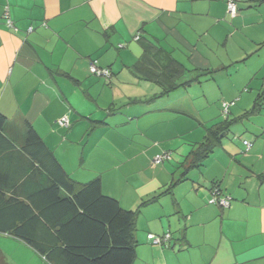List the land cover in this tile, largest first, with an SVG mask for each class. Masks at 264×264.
<instances>
[{"label":"crops","instance_id":"1","mask_svg":"<svg viewBox=\"0 0 264 264\" xmlns=\"http://www.w3.org/2000/svg\"><path fill=\"white\" fill-rule=\"evenodd\" d=\"M247 5L239 0L231 17L225 0H0V113L9 119L0 135V264H52L10 232L24 222L19 201L33 206L31 197H39L36 212L51 204L42 191L50 173L24 149L25 119L73 179L100 177L104 194L138 210L133 264H264V146L245 152L239 165L234 148L224 156L215 148L200 166L195 156L223 120L216 110L224 113L223 102L237 91L222 94V104L213 100L212 119L185 122L179 114L189 109L170 97L176 89L159 95L160 82L134 70L145 50L157 54L161 69L172 55L187 69L181 79L187 66L229 74L234 63L258 56L248 67L252 86L264 79V8ZM6 10L17 30L7 25ZM93 60L109 78L91 72ZM234 104L230 113L238 118ZM110 106L120 111L106 113ZM62 116L69 126L57 123ZM166 152L171 157L155 165ZM214 182L232 197L228 207L208 202ZM140 219L148 234L169 231L172 239L151 244ZM30 225L41 242L53 239L43 220Z\"/></svg>","mask_w":264,"mask_h":264},{"label":"trees","instance_id":"2","mask_svg":"<svg viewBox=\"0 0 264 264\" xmlns=\"http://www.w3.org/2000/svg\"><path fill=\"white\" fill-rule=\"evenodd\" d=\"M140 40L143 41V39ZM168 57L170 58L169 64L161 69L154 64L155 61L159 60L157 54L154 55V53L145 50L142 57L134 65L135 73L140 78L160 82L162 92L159 95H167L181 86L186 87L193 82H201L200 76L210 75L214 72L205 70L189 80H183L181 78L187 69L172 55L169 54ZM263 99L264 89L257 95L253 107L245 115L257 112ZM229 112L230 107L225 115H228ZM242 117L239 116L238 118ZM234 121L236 119H230L227 116L208 129L206 139L199 145L198 152L195 151L198 166L201 165V161L205 157L218 147L224 134H227ZM8 122L7 116L0 113V135ZM25 122L27 141L24 149L38 162L40 167L50 173L52 184L42 191L45 194L46 192L50 194L48 196L51 204L49 205V212L46 210L36 212L33 206L38 207L36 202L39 197H31L33 206L19 201L21 205L19 208L22 212L20 215L24 222L21 225L16 224L10 232L33 246L52 264H133L137 254L135 230L138 210L125 209L116 198L104 194L100 177L85 183L73 179L63 168L53 151L46 146L30 122L26 119ZM244 141V152H248L252 149L253 143L248 140L251 147L247 149ZM260 178L264 179V174ZM213 184L211 192L216 189L222 194L218 182ZM63 190L67 193L66 196L61 195ZM48 196L46 195V197ZM210 199L209 203H211ZM211 204L228 207L221 205L218 201ZM52 210L55 211V216L52 215ZM41 220L53 230L52 232L49 228L53 239H48L51 241H47V243L41 242L35 237L36 235L32 236L28 232L30 223Z\"/></svg>","mask_w":264,"mask_h":264},{"label":"rangeland","instance_id":"3","mask_svg":"<svg viewBox=\"0 0 264 264\" xmlns=\"http://www.w3.org/2000/svg\"><path fill=\"white\" fill-rule=\"evenodd\" d=\"M246 2L248 4L247 6H244V9L246 10H252L253 12H255V10L260 8L261 6L262 8H264V3H262L261 0H246ZM253 16L252 19L256 20ZM259 62L260 60L257 56L254 57V59H252L251 61H247V63H234L229 67V74H227V71L224 70L215 71L210 75L204 74L200 76V83L193 82L190 87H179L176 89L179 91L176 92L175 90V93L174 91L170 93V97L176 96L177 99L175 100L183 107L189 109V113L185 114L186 112H181L179 116H182V119L185 122H189L193 119L192 121L198 124L199 120L202 121V119H212L217 115L216 112H214L212 109L213 107L218 105V102L222 104V102L226 100L224 97H222V94L229 95L237 91V95L232 97V99H228L227 101L231 102V100H235V104H237L238 106L237 108H235L237 112H235V110L234 112L237 113V115L243 114L241 115L243 117L235 118L236 115L232 113V109L231 113L229 112L228 115H224V113L222 112V108L221 110H216L220 112L219 117H221L222 119H225L228 116L230 119H236V121H234L228 129L226 136H224L223 138L222 144L218 145V148L215 150L216 156L228 155L226 151V149L228 148H234L235 150H237L236 153L238 160L237 162H235L236 165H239L238 161H244L245 156H247L245 155L243 144V141L245 139L252 141L254 146L253 150L260 148V146H264V134H262L264 131V104L262 108L263 111L261 113L257 115L256 113H249L248 115H245L246 109L252 107L253 101L257 97L258 93L262 89H264V79H259V76L258 79H255V81H253L252 86L249 85V83L254 79L256 75H252V72L248 70V67L249 65H257L259 64ZM187 67L189 71H187V73L183 77V79L185 80L187 78L190 79L193 76H196L197 74L203 73L205 71L204 69L194 70L195 68H192L190 66ZM246 73L247 83L244 84L242 82V79L246 76ZM254 74H256V71L254 72ZM212 76L213 79L209 78ZM208 98H210L211 101H209ZM214 99L219 100H215L218 101L215 102L213 101ZM124 109L126 110L125 107ZM117 111H120V109L110 106L109 109L105 112L117 113ZM194 112L199 113L196 118H193V116L191 115ZM116 116L119 115L116 114ZM252 152L253 151H251L249 154H253ZM139 227L142 229L141 234L146 233V235L148 236L147 224L143 219H140ZM139 231L140 230L137 229V235ZM150 243L152 244L151 241Z\"/></svg>","mask_w":264,"mask_h":264},{"label":"built area","instance_id":"4","mask_svg":"<svg viewBox=\"0 0 264 264\" xmlns=\"http://www.w3.org/2000/svg\"><path fill=\"white\" fill-rule=\"evenodd\" d=\"M226 2H227V10H228L229 15L231 17H235L239 11L238 10V0H226ZM4 17L6 18L7 25L10 27H14V29L17 30L16 26L14 25L12 19L9 16L8 10H6ZM32 29L33 28L31 27L29 30H32ZM138 38H139V36H136V39H138ZM90 69H91V72H93L94 74L105 76L106 78H109L111 75L110 70L108 68L100 67L98 65L97 60H94L91 63ZM233 104H234V102H227V101L223 102L224 114H226L228 112L229 107ZM57 123L63 127H66V126H69L70 122H69V119L67 116H62L61 118H58ZM244 143H245L247 149H249L251 147V143L248 140H245ZM170 157H171V155L168 152L163 153V154H158L154 158L153 163L155 165L161 164L163 161H165L166 159H169ZM216 201H218L223 206H229L230 201H231V197L222 195L219 190L215 189L212 191V197L210 199V202L214 203ZM171 236L172 235L169 231L164 233L162 236L161 235H155L153 233L148 234V238L150 239V241L154 245H162L165 243L167 244L170 241Z\"/></svg>","mask_w":264,"mask_h":264}]
</instances>
